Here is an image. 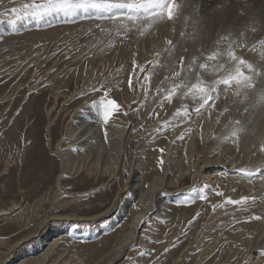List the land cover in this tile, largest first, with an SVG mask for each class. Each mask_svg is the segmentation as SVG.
<instances>
[{"label":"rangeland","instance_id":"1","mask_svg":"<svg viewBox=\"0 0 264 264\" xmlns=\"http://www.w3.org/2000/svg\"><path fill=\"white\" fill-rule=\"evenodd\" d=\"M27 2L31 0H0V264H17L22 255L17 250L31 246L37 238L13 250L11 246L38 227L48 236L61 233L50 250L66 246L74 255L73 261H66L51 253L52 264H103L138 207L134 191L140 193L163 170L169 179L176 178V185L167 183L157 191L138 236L113 264H173L176 259L174 264H264V218L248 219L264 217L258 208L264 204V184L257 182L260 175L228 178L209 166L219 159L232 158L236 169L248 165L246 161L255 167L259 161L255 154L244 161L236 156L231 132L223 133L230 118L224 100L217 99L218 90L213 94L217 101L211 116L204 115L208 105L196 118L192 112L191 119L181 123L182 118L173 117L175 110L183 105L193 109L202 101L178 91L171 103L164 100L160 106L163 93L157 94L158 89L180 82L173 73L180 70L182 52L177 58L165 54L164 37L156 23L130 25V31L117 35L111 21L16 19L23 16L19 10ZM13 8L18 11L13 13ZM133 59L144 66V72L139 67L133 72ZM149 73L150 83L144 80ZM101 84L128 112L127 116L115 113L107 125L92 107L103 96V91L92 88L99 89ZM94 114L99 117L94 131L100 140L93 141L92 150L110 142L109 131L124 125L119 165L108 172L70 171L63 157L76 159L88 147L77 142L80 133L70 129L88 123ZM170 118L169 128L157 132L160 122ZM182 134L184 138L179 139ZM131 182L137 189H131ZM205 185L207 199L200 200L199 191L192 189ZM217 191L224 196L215 195ZM165 196L170 201L156 216V201L162 202ZM241 196L255 200L213 212L211 205ZM129 199L133 202L126 206L128 212L113 220L118 207ZM74 224V235H64V226ZM96 227L100 228L95 231ZM87 231L90 236L80 238Z\"/></svg>","mask_w":264,"mask_h":264},{"label":"bare ground","instance_id":"2","mask_svg":"<svg viewBox=\"0 0 264 264\" xmlns=\"http://www.w3.org/2000/svg\"><path fill=\"white\" fill-rule=\"evenodd\" d=\"M176 2L180 5V8L178 9V16L171 21L165 19L156 23L159 32L164 37L163 42L166 46V55H173L177 58L182 52V56L185 57V67H187V64L193 57H197L198 63H204L206 62L204 58L211 52L220 51L222 53H226L228 42L235 40L238 45H244L243 48L236 47L234 49L236 55L251 63L253 68L262 73V75L254 78L253 88L241 89L239 93L237 92L235 82L229 86L220 85L218 87L219 97H217V99L221 102L224 100V107L227 109V114L230 118V121L223 129V133L225 131L232 133L234 130H240L237 137H232V141H235V143L233 142V148L237 151L236 156L240 157L239 161H244L246 158L254 154V156H259V161L255 167L252 166L249 161H246L248 165L238 167L237 169L245 168L255 170L258 167L264 169V151H261V146L264 145V103H256L259 94L264 92V43H262L264 42V0H223V2L227 4V7L223 9L218 7L222 0H176ZM191 21L196 22L195 30ZM181 33H184V35L182 36ZM241 33H243V35H241ZM225 36L229 38L228 41H223L218 44L217 42L220 38ZM169 40L172 41V45L167 43ZM198 63L196 71H201L198 67ZM208 63L211 65L213 62ZM218 63L224 64L225 68L232 67L234 71V65H232L230 58H228L226 54L218 58ZM243 71L246 75H251L247 69H243ZM224 75L225 72L222 69L219 71L210 70L209 72L204 73V79L210 84ZM191 82H195V73H192ZM246 96L247 99H245ZM197 99L199 102V97H197ZM217 99H215V102ZM209 106L210 107L207 112H205V114L203 113L206 117L207 115H212L213 108L216 105L212 103L209 104ZM193 114L194 119L198 113L193 112ZM97 117L94 114V117H88V123H82L80 126L74 128L72 127L70 129L73 132L75 130L74 133L76 134L80 133L78 135L77 142H81L82 144L88 146L84 153L76 159H73V157L69 155H65L63 157L62 160L70 171H78L82 168H86L89 172H94L95 170L108 172V170L115 169L119 165L123 150L121 138L123 136L124 125L120 124L117 127L116 132L109 131V137L111 136L110 142L108 141L107 144H101L99 147L92 150L93 141L99 143L98 141L100 140L98 132L94 131L96 128L95 125L99 123V117ZM206 122L207 124L210 123L208 119H206ZM229 136L231 137V135ZM232 160V158L227 160H215L209 164V166L211 168L214 167L215 171L217 170L218 172L220 169L221 173L226 174L225 176L228 178H234L237 175L243 178L244 176L236 173V166L232 164ZM259 175L260 179H257V182L258 185H262L264 184V172H261ZM175 179H169L166 176V171L163 170L162 173L150 180L146 188L141 190L140 193L137 192V184L131 182V189H137L134 191L135 195L133 194V197H137L138 207L134 212L129 225L127 226L128 229L125 230L121 237L117 240V243L111 250L109 257L103 264H113L118 259L119 255L122 254L126 246L133 239H135L136 236H138L141 228L140 226L142 225L140 222L147 216L150 201L154 198L157 191L159 192L163 189L165 184L169 183L171 185H176ZM135 181L138 182V180H133V182ZM250 182L254 183L253 180ZM165 198L166 199L162 202V199L160 201H156V203H159L155 206V209L157 210V213L155 214L156 216L163 211L164 205H166L165 203L168 202L167 199L170 197L165 196ZM131 202H133V199L124 200V203L118 207L113 220L119 216V218L116 219L119 221L120 217L128 212L129 208H126V206L130 205ZM258 208L261 212H264V204H259ZM78 219L85 220L81 218ZM62 228H60V230ZM99 228L100 227H96L95 231ZM39 229L40 228L38 227L32 234L14 242L15 244L11 246L13 250L20 245L22 246L23 243L32 240L33 237L37 238L31 246H27L22 250H17L16 254H22L21 258L17 261V264H52V261H50L51 253L58 254V258H63V260L66 261L74 260V255H72L73 253H71L70 249L68 250V248H65L66 246L64 248L59 247V249L56 247L57 250H50L57 242L60 241L59 239L62 237L61 233L48 236L47 232L41 233V230L39 231ZM75 230V224L71 226L65 225L63 233L67 236H73ZM80 235V238H84L86 236H90V233L87 231L81 233ZM40 242L43 243L40 244ZM178 260L179 259H176L173 264L177 263Z\"/></svg>","mask_w":264,"mask_h":264},{"label":"snow or ice","instance_id":"3","mask_svg":"<svg viewBox=\"0 0 264 264\" xmlns=\"http://www.w3.org/2000/svg\"><path fill=\"white\" fill-rule=\"evenodd\" d=\"M221 9L227 7V4L221 2L218 6ZM180 5L177 4L176 0H31V2L24 3L22 9L19 11L23 12V16L17 15L16 19H23L31 17L36 21H47L48 18H60L64 21L73 20L79 18L81 20H97V21H111V23L117 28V35H122L130 31V25L135 26L137 23L145 24L150 27L151 25L163 21L165 19L171 21L178 16V9ZM13 13H16L18 10L16 8L11 9ZM15 23V21H10ZM195 30V21H191ZM96 27L101 31L102 28L100 23L96 24ZM143 34V33H142ZM183 36L184 33H181ZM243 35V33H241ZM228 37H221L217 42L218 44L223 41H228ZM169 45H172V41H167ZM264 43V42H262ZM236 47L243 48L244 45L237 44V41L231 40L227 44L226 53L220 51H214L208 54L204 59L206 62L198 63L197 57H193L192 60L185 67V57H180V70L173 73L174 79H179V83H173L172 86L165 89H158L157 94L163 93L161 98L160 106L163 107V101L167 100L169 103L172 102V99L177 95L178 91L183 92L185 97L191 96L193 99L199 97V100L202 103L194 109H189L187 105H183L181 108H177L173 113V117L182 118L181 123L185 120L191 119L192 112L199 113L209 105L210 102L214 104L215 96L214 93H217L218 87L220 85L229 86L235 82L237 86V92L241 89H250L253 88L254 78L256 76L262 75V73L253 68L252 64L244 60L242 57L237 56L235 52ZM230 58L232 65H234V71L232 67L225 68L224 64L218 63V58L225 55ZM135 55V54H134ZM159 55V54H157ZM208 62H213L211 65ZM158 63V62H157ZM201 71H196V67ZM155 66V65H154ZM133 72L136 71L139 67L140 72H144L143 65H137L135 59L132 62ZM224 70L225 75L220 79L213 81L212 83H207L204 79V73L209 72L210 70ZM243 69H247L251 75H246ZM192 73H195V82H191ZM167 79V77H165ZM144 80L150 83L151 74H145ZM128 87L131 90L133 87V78L132 74H129L128 77ZM184 89H187L184 91ZM93 92L103 91V96L99 101H93L92 107L96 108L102 122L107 125L109 120L117 112H123V115L127 116L128 112L123 111L121 105L117 103L115 99H112L109 95L111 89H107L106 85L101 84V87L97 89L96 87L92 88ZM145 96L148 94V88L144 89ZM247 99V96L245 97ZM257 104L264 103V92H261L256 100ZM143 102H141L142 106ZM133 111H138V109H133ZM149 117L152 116V113H148ZM159 114L157 113V116ZM169 120H164L160 122V127L156 129L157 132L166 131L170 126ZM239 123V122H237ZM135 131V130H134ZM240 130H234L231 133V137H237ZM183 139V134L178 137ZM225 140L229 137H225ZM235 143V141H233ZM161 154H163L164 149H159ZM261 151H264V145L261 146ZM159 163L163 164L162 156ZM238 174H241L245 178L251 179L252 177L264 172L262 168L245 169L239 168L235 170ZM208 186L205 185L203 188L197 190L193 188L192 191H199V199L206 200L207 197L204 195L205 188ZM217 196H224V193L217 191L215 193ZM250 200H255V197L241 196L239 199H232L231 197H225L221 203L211 205L213 212L217 208H224L226 205H235L243 207L247 205ZM199 213L192 217L188 221V224L191 225L193 221L197 219ZM264 217L253 215L248 217L249 220H260ZM143 223V221H141ZM173 247L175 245H172ZM169 249L165 248L164 251L167 252ZM264 254V253H262Z\"/></svg>","mask_w":264,"mask_h":264}]
</instances>
